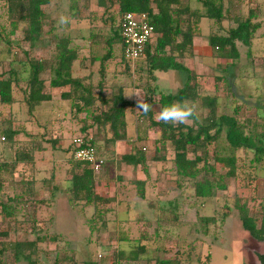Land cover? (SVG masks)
<instances>
[{"label":"rangeland","instance_id":"rangeland-1","mask_svg":"<svg viewBox=\"0 0 264 264\" xmlns=\"http://www.w3.org/2000/svg\"><path fill=\"white\" fill-rule=\"evenodd\" d=\"M182 4L192 8L197 6L194 0H179V5ZM249 6L254 9L256 20L264 18V0H232L228 6L229 15L244 17ZM42 8L46 15L42 23L43 37L35 48L27 49V43L22 41L21 24H18L19 29L7 35L9 40L20 45L19 49H14L16 54H6L3 51L5 44L0 40V73H4L5 77L14 73L17 82L12 87L9 106L0 103V163L9 165L6 166L7 171H1L0 202L12 194L19 195L18 207L11 215L13 217L3 219L0 216V241L32 240L41 235L35 255H30L34 264H82L85 260H94L99 264H155L158 259H170L177 264H256L255 253L264 252V241H255L242 230L232 203L235 198L240 199L239 202H246L249 213H257L258 203L264 198V157L251 171L250 175L254 176L251 182L250 178L248 181L226 179V188L215 191L212 197H195L192 181H175L176 176H173L168 160L172 155L168 146L159 152L166 160H153L152 141L158 137V131L146 128L143 120L137 117L140 112L137 100L138 96L142 98L144 80L137 81L134 75L133 87L129 78L121 75L123 64L117 48L113 57L105 61L102 93L107 96L117 86L128 85L124 88V96L131 101L133 108L126 110L125 142L118 140L115 144L105 145L96 139V128L94 125L88 126L86 113L81 111L74 114L69 101L59 98V89L48 86L50 75L47 68L40 72L39 78L43 80V91L50 95V99L41 101L28 112L19 90L28 75L25 57L40 60L45 67L53 53L54 35H65L70 38L69 45L75 48L78 55L72 62V75L85 77L86 81L96 86L99 62L91 59L106 51L105 39L118 18L115 0L106 2L105 9L98 6L96 0H48ZM5 13V0H0V26L8 31ZM62 15L69 18L67 25L59 23ZM205 21L201 18L199 22L202 35L214 29L212 26L208 30ZM229 24L226 21L222 23L224 27ZM263 31L264 24L255 35L260 36ZM155 36L153 34L151 44ZM201 38L195 39V42L206 43L204 37ZM238 48L241 56L231 65L213 59L208 63L203 58L195 61V65L190 63L192 67L186 61L183 64L194 69L198 75L199 93L216 96L217 114L232 115L233 109H236L240 121L248 119L263 123L264 45L256 41L249 57L244 55L245 47L239 45ZM157 75L163 91H173L181 85L182 76L178 72L169 70ZM215 75H231L232 78L228 79L230 85L227 86L220 79L214 80ZM151 97L155 102L156 94ZM189 104L195 107L197 121L206 115L207 110L200 107L198 100ZM152 109L156 111L157 104L154 103ZM191 123L190 120L187 124ZM7 124L19 129L18 135L13 138L15 142L1 138ZM83 126L85 130H81ZM81 135L94 141V147L102 158L117 157L129 151L127 142L130 141L136 142L145 152L149 179L145 180L146 185L143 186V199L138 197V187L134 183L137 175H143L137 166L121 162L115 172L116 179L94 184V191L103 197L114 198L102 205L108 209L102 218L105 219L104 225L95 221L92 226L88 222L93 214L92 205L70 199V183L66 181L68 169L63 163L72 157L70 143ZM29 138L27 145L32 150L38 149L34 157L40 160L39 164H14V148L26 149L24 141ZM135 138H138L137 141ZM46 139H50V142ZM40 154L42 157L39 158ZM193 155L188 147L186 156L192 158ZM236 155L244 164L251 156L250 153L244 155L241 150ZM174 200L177 219L157 227V207ZM115 202H119L120 210L113 211ZM127 211L130 218L126 215ZM198 216H213L215 219L214 223L207 224L205 234ZM140 245L143 250L139 251ZM135 250L138 251L136 254ZM3 264L28 263H15L10 253L6 252Z\"/></svg>","mask_w":264,"mask_h":264},{"label":"trees","instance_id":"trees-1","mask_svg":"<svg viewBox=\"0 0 264 264\" xmlns=\"http://www.w3.org/2000/svg\"><path fill=\"white\" fill-rule=\"evenodd\" d=\"M47 1L5 0V14L9 27L8 31H5V27L0 26V40L2 39L1 41L5 44L3 51L6 54H16L15 50L20 47L16 41L13 42L7 37L8 34H12L20 28L18 24L23 25L22 41L27 43V49L35 48L37 43L42 41V23L46 16L42 6ZM115 1L118 18L110 35L105 39L106 51L101 56L91 59L99 62V79L96 86L86 81L85 77L72 75V62L78 56L77 51L69 45L71 42L69 37L55 34L52 45L53 53L45 67L40 60L25 57L27 58L25 60L27 61L28 75L19 90L28 112L41 101L50 99V95L43 91V80L39 78L40 72L47 68L50 75L48 86L59 89V98L69 101V107L74 114L81 111L86 113L85 118L89 121L88 126L94 125L96 128V139L101 140L105 145L115 144L118 140L124 141L126 110L133 108L131 101L124 96V88L128 85L117 86L107 96L102 93L105 61L113 57L115 48H117L123 64L121 75L129 78L130 84L134 82V75L137 76V81L144 80L141 87L142 99L151 105V110L147 114L140 110L137 117L143 120V125L146 128H153L158 131V137L152 141L153 160H166L165 156L159 152L168 146L172 152L168 160L171 162L172 174L176 176L175 181H192L193 195L197 198L212 197L215 191L224 190L226 188L224 180L226 179L248 181L250 178V182L254 180V176L250 175L251 171L257 168L264 157V122L256 123L248 119L240 121L236 116V109H233L232 115L217 114L216 96L199 93L198 75L194 69L183 64V59L190 58L192 55V38L198 34V24L201 18L210 21L211 26H217L216 31L206 35L210 58L216 61L222 59L229 62L230 65L235 60H239L241 56L239 45L245 47L244 55L249 57L252 54L250 49L252 41L255 38L264 41V31L260 36L255 35V32L264 24V18L256 20L257 15L250 6L244 17L229 15L228 6L231 5L232 0H194L197 3L194 8L188 4L179 5V0ZM106 2L111 3V0H96V4L103 9L106 8ZM126 12L144 13L153 28V33L156 34L154 42L151 44V38L145 45L142 57L136 60L133 70L129 68L121 55L120 20L122 14ZM223 21L230 23L229 26L224 27ZM114 43L116 45H113ZM169 70L180 73L182 82L173 91L166 92L160 87L161 83H158L157 73ZM13 74L5 77L4 73H0V103L8 104V106L12 102V87L17 84ZM229 78L232 76L218 77L215 75L214 80H223L229 86ZM132 86L134 87L133 84ZM155 94L157 99L154 102L151 96ZM196 100L199 101L200 107L207 110L206 115L199 121L196 120L195 116L191 119V124L174 125L163 123L158 119V113L163 106L176 101L193 103ZM154 103L157 104L156 111L152 109ZM85 129L84 126L81 127V130ZM18 130L7 124L3 129L1 138L11 141L18 135ZM78 137H81L83 142L88 143L93 148L95 156L102 162L94 171L93 165L89 162L76 160L72 157L65 160L64 165L66 170L68 169L67 176L70 183V199L87 206L92 205L93 214L88 222H91L92 226H94L95 221L104 225L105 219L102 218L108 209L103 208L102 205L114 198L103 197L96 193L94 184L96 185V182L99 181L106 183L110 179H116L115 172L121 162L132 167L137 166L144 178L142 180L136 179L134 183L138 187L136 190L138 197L143 199V186L145 180L149 179L145 152L142 151L143 148L137 146L136 142L130 141L127 142L129 151L123 152L117 157L102 158L98 155L93 140L86 139L83 135ZM137 139L134 140L137 141ZM29 140L30 138L24 141L25 145L29 144ZM46 140L50 142V139ZM70 144L72 145V143ZM188 147L194 154L192 158L186 156ZM73 150L72 146L71 155ZM239 150L243 151L244 155L246 153L251 155L245 164L240 163L241 159L236 155ZM35 151H38L37 147L32 150L30 145H27L26 149L23 150L16 147L12 162L14 164L22 163L31 166L33 163L35 165ZM6 166H9L8 163H0V180L1 171L8 170ZM17 200H19V195L12 194L11 197L0 202V216L3 219L13 217L11 215L18 207ZM239 200L237 198L233 200L232 208L236 212L242 230L251 239L258 242L264 241V198L258 203V210L255 215L248 212L245 201L239 202ZM229 209L230 207H228ZM156 211L155 222L157 227L166 223H173L177 219L175 200L167 201L165 205L157 207ZM197 219L201 223L204 234L207 224L215 222L213 216H198ZM41 238L40 235L35 236V239L32 240L0 241V264H3V257L6 252L10 253L11 260L15 263L24 261L28 264H34L35 261L30 259V255H35L37 242ZM142 248L143 246L140 245L139 251L143 250ZM137 252L135 250V254ZM255 257L256 264H264V252L255 253ZM208 260H210L209 256ZM82 264L99 263L94 260H85ZM155 264L177 263L170 261V259H158Z\"/></svg>","mask_w":264,"mask_h":264},{"label":"built area","instance_id":"built-area-1","mask_svg":"<svg viewBox=\"0 0 264 264\" xmlns=\"http://www.w3.org/2000/svg\"><path fill=\"white\" fill-rule=\"evenodd\" d=\"M153 34V28L144 13L126 12L122 14L120 20L121 55L131 70L136 60L142 57L143 49ZM71 143L74 149L73 159L91 163L96 171L102 161L95 156L93 148L83 142L81 137H76Z\"/></svg>","mask_w":264,"mask_h":264},{"label":"clouds","instance_id":"clouds-1","mask_svg":"<svg viewBox=\"0 0 264 264\" xmlns=\"http://www.w3.org/2000/svg\"><path fill=\"white\" fill-rule=\"evenodd\" d=\"M69 22L67 16L62 15L59 18V23L61 25H67ZM137 108L147 114L151 110V105L138 96ZM195 116V107L190 105L187 101L172 102L171 104L163 106L158 113V119L161 122L172 123L174 125L187 124Z\"/></svg>","mask_w":264,"mask_h":264},{"label":"crops","instance_id":"crops-1","mask_svg":"<svg viewBox=\"0 0 264 264\" xmlns=\"http://www.w3.org/2000/svg\"><path fill=\"white\" fill-rule=\"evenodd\" d=\"M203 20H207L206 18H202ZM205 22H207L208 23V30H209V27L210 28H212V26H211V22L210 21H205ZM233 26V25H232ZM213 28L214 29H212V31H216L217 30V26H213ZM198 29H199V31H198V34L196 35V36H193V38H192V55H191V57L189 58H184L183 59V61H186L187 62V64L188 65H191L192 63L195 65V61H201V59L203 58V59H207V61H208V63H210L211 62V58H210V51H209V47H208V45H207V41H206V43H202V42H200V43H197V42H195V39H199V38H201V36L202 37H204V39L206 40V35H202V33H201V27H200V25L198 24ZM202 39V38H201ZM256 41L258 42V44L259 45H264V41H262L261 39H258V38H255L253 41H252V43H251V46H250V49L252 50V46L253 45H256ZM199 44V45H198ZM218 60H222V59H218ZM217 60V61H218ZM224 61V60H223ZM191 63V64H190ZM191 67H192V65H191ZM68 153H69V151H68ZM40 157H42V155L40 154L39 155V158ZM39 161L40 160H37L36 158H35V163H36V165H38L39 164ZM64 164V163H63ZM52 168V165H50V169ZM129 178V177H128ZM144 178V176L143 175H137V179H143ZM67 182H69L68 180H66ZM128 181V180H127ZM99 183H102V181H99ZM68 184V183H67ZM95 192L96 193H98V194H100L98 191H96L95 190ZM118 198V197H117ZM117 201H118V199H117ZM115 207H112V209H113V211L116 209V210H120V205H119V202H115ZM126 215L130 218V214H129V211H127L126 212Z\"/></svg>","mask_w":264,"mask_h":264}]
</instances>
